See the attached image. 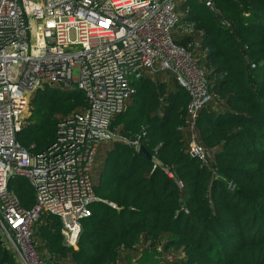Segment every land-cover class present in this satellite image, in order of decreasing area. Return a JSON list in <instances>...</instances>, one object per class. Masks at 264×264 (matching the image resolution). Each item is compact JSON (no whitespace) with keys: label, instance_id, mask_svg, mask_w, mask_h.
<instances>
[{"label":"trees","instance_id":"obj_1","mask_svg":"<svg viewBox=\"0 0 264 264\" xmlns=\"http://www.w3.org/2000/svg\"><path fill=\"white\" fill-rule=\"evenodd\" d=\"M211 1L219 19L204 2L178 0V25L191 31L172 35L203 68L210 99L192 120L190 95L172 73L144 71L132 80L110 128L138 138L151 157L118 140L96 151V200L76 246L63 242L59 217L33 224L46 264H264V0ZM86 106L75 86L45 85L31 94L16 140L42 151L58 124ZM192 138L212 160L190 155ZM8 188L22 206L33 204L24 177L11 178ZM0 264H17L1 232Z\"/></svg>","mask_w":264,"mask_h":264},{"label":"built area","instance_id":"obj_2","mask_svg":"<svg viewBox=\"0 0 264 264\" xmlns=\"http://www.w3.org/2000/svg\"><path fill=\"white\" fill-rule=\"evenodd\" d=\"M198 1L219 19L211 0ZM177 2L0 0V232L17 264H46L33 240V224L45 213L59 217L63 242L76 246L82 219L96 200L91 172L101 142L118 140L137 151L142 145L110 128L133 92V79L144 71L172 73L190 95L192 120L210 99L203 68L172 37L175 28L191 31L190 25H178ZM45 85L75 86L85 94L87 106L58 124L50 145L31 153L16 134L31 94ZM188 148L191 156L205 161L206 152L194 138ZM163 171L181 190L174 172L169 167ZM14 176L24 177L33 188L28 208L8 188Z\"/></svg>","mask_w":264,"mask_h":264},{"label":"rangeland","instance_id":"obj_3","mask_svg":"<svg viewBox=\"0 0 264 264\" xmlns=\"http://www.w3.org/2000/svg\"><path fill=\"white\" fill-rule=\"evenodd\" d=\"M179 30L178 28H175L171 31V34L174 35L176 34V31ZM78 76V73L74 70L73 72V77L76 78ZM109 146H111V141H105V142H101L98 146V149H97V153L99 154H102V152L105 151L106 148H109ZM206 156H207V159L208 160H212V152L209 151V152H206ZM101 162V158L100 157H95V160H94V163H93V168H92V171L94 170V167L98 166ZM48 214H44L43 215V218H42V221H45L46 218H47Z\"/></svg>","mask_w":264,"mask_h":264},{"label":"water","instance_id":"obj_4","mask_svg":"<svg viewBox=\"0 0 264 264\" xmlns=\"http://www.w3.org/2000/svg\"><path fill=\"white\" fill-rule=\"evenodd\" d=\"M139 154L145 156L146 158H150V154L149 152L146 150V148L144 147V145H140L139 149L137 151Z\"/></svg>","mask_w":264,"mask_h":264}]
</instances>
